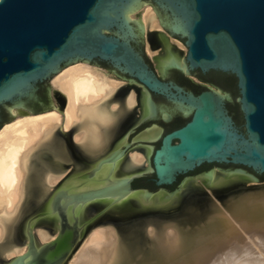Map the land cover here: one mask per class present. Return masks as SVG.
Here are the masks:
<instances>
[{
    "label": "water",
    "instance_id": "obj_1",
    "mask_svg": "<svg viewBox=\"0 0 264 264\" xmlns=\"http://www.w3.org/2000/svg\"><path fill=\"white\" fill-rule=\"evenodd\" d=\"M140 1L0 0V107L4 105L8 113L12 106L23 107L21 98H32L34 87L49 82L63 66L98 61L143 86L151 101H164L172 110L189 114L181 124L163 123V129L141 136L149 177L143 171L141 178L133 179L137 174L79 194L67 196L60 190L53 195L51 205L56 195L67 198L65 204L84 202L86 212L102 213L100 218L123 228L125 234L126 226L135 224V229L140 227L138 240L145 222L168 221L188 228L217 209L215 199L224 202L235 192L264 187V181L241 168L264 179V0H152L160 9L157 28L177 36L186 47V72L211 76V82L223 85L222 76L232 77L242 123H234L227 113L228 93L206 90L205 80L193 86V77L176 61L164 66L163 75L149 67L140 49L139 23L124 17L125 11L133 17ZM206 163H229L235 167L217 173L236 170L253 180L214 187L182 180L177 187L179 176H190V170ZM68 164L69 160H59L61 167ZM210 170L200 174L209 176ZM133 188H146V195L161 188H166V195L176 194L166 208L143 206L131 196L121 203L98 200L122 197ZM31 195L26 204L33 202ZM124 206L133 207L126 217L118 214ZM23 216L17 218L13 237L20 242L28 239L27 264H61L73 246L69 229L79 224L77 219L69 223L62 213L66 229L58 230L57 240L35 250Z\"/></svg>",
    "mask_w": 264,
    "mask_h": 264
},
{
    "label": "bare ground",
    "instance_id": "obj_2",
    "mask_svg": "<svg viewBox=\"0 0 264 264\" xmlns=\"http://www.w3.org/2000/svg\"><path fill=\"white\" fill-rule=\"evenodd\" d=\"M143 7V2L138 3L133 17H129V11H125V20L139 23V28L144 33L146 32V46L152 50L158 49L157 38L145 29L148 27L153 30L160 29L163 32L162 28H157V20H160V17L156 9L153 8L154 10H144L142 17L139 16L137 19V14ZM164 35L173 39L170 35ZM164 35L159 34V37L168 41L169 37ZM167 41L162 40L164 51L172 57L170 58L174 62L173 59L179 53H176L167 44ZM174 45H177L178 48L184 47L177 43ZM88 63L87 61H75L63 66L53 75L54 77L52 76L56 106L53 105L52 108L51 104L50 110H44L40 114L23 110V107L19 105L12 106L9 108L11 114L20 113L22 117L0 127V259H4L0 260V264H27L30 258L28 239L25 237L24 244H22L13 237L15 223L19 216L24 215L23 217H25L29 208L34 206L36 201L44 202L48 197V191L53 190L54 186H57L58 182L66 175L63 167L59 166V160H71L73 150L69 152L70 132L74 128L79 129V132L73 134L72 138L92 158L100 155L107 148L110 137L118 131L123 122H127L129 119V114L122 110L120 105V101L123 100L122 95L117 96V101H112L113 95L117 94L121 88L123 80L120 77L111 79L104 71L92 67ZM181 64L180 67L185 69L183 59ZM52 89L51 97H53ZM214 91L224 95L218 89ZM139 99L140 94L135 89L129 88L124 102L129 108ZM71 124H74L72 130L69 129ZM116 157L105 159L99 165L115 163L120 155ZM129 161L135 166L146 167L148 160L144 153L140 152V154H132ZM116 168L111 172V176L114 177L112 180L115 181L109 182L107 185L132 176L126 175L122 170L116 171ZM226 173L225 177H221L223 181L218 179L214 186H222L228 182L239 181V179L241 181L249 180L251 184L253 180L250 175L244 172L233 170ZM202 176L211 184L212 179L215 178L214 172L213 175L209 172V176L203 174ZM210 183L208 186L211 185ZM101 187L97 185L88 189L95 190ZM263 188H256L257 190L243 193L236 198L229 197L225 206L229 213L228 217L231 219L220 214L218 209L216 212L219 213L212 212L211 215H205L206 218L203 221L198 220L188 228H181L168 221L155 224L148 221L143 224V229L141 227L142 235L139 240L140 227L135 229V224H130L125 228L126 234L123 232V228H116L112 224L93 229L87 238L76 242L63 264H152L154 260L162 261L168 256L184 252L188 256L200 255L204 257L220 253L223 255V259L218 260L219 263L221 262L220 264H234L237 260L234 257L244 256L249 252L247 247L240 244L241 236L237 234L241 232L254 230L255 239H258V248L264 251ZM30 195L33 197V202L26 204ZM130 196L135 198L132 190L122 197L105 196L98 200L103 202L114 200L121 203ZM149 197L150 194L144 195L146 199ZM51 198L49 197V200ZM169 199L167 198V200ZM74 203H80L81 217L84 220L88 218L92 210L86 212L84 202ZM142 205L167 207L162 203ZM132 210L133 207L124 206L119 208L118 214L126 217ZM97 222L106 223L107 221L105 218L99 217ZM56 234L57 229H53V233L50 234L38 230L39 247L36 249L33 238L34 249L38 250L41 245L54 238L57 240ZM246 239L248 238L246 237ZM233 259H236L234 263H232ZM182 264L193 263L190 261Z\"/></svg>",
    "mask_w": 264,
    "mask_h": 264
},
{
    "label": "rangeland",
    "instance_id": "obj_3",
    "mask_svg": "<svg viewBox=\"0 0 264 264\" xmlns=\"http://www.w3.org/2000/svg\"><path fill=\"white\" fill-rule=\"evenodd\" d=\"M142 2H143L144 7H143V9H141L138 12L137 19H139V16L142 17V15L144 14L143 12H145L146 10H152L153 8H155L157 10L158 16L160 17V9H158L155 6V4L152 2V0H141L139 3H142ZM145 30L146 31L147 30L148 31H153L152 35H154V36L158 35V34H163V32L160 29L153 30V29H149L147 27ZM141 31H140L141 32L140 33V35H141L140 49H141L142 55L146 54V55H143V57L150 64V66L152 68H154V70L157 72V74H162L163 75L164 66H165V64H168L170 61L172 62V59H171L172 57L170 55H167V53L162 49L161 46H159L158 49H153L155 51H153L148 46H146L147 45L146 44L147 38L145 36L146 32L144 33L143 30H141ZM159 31H161V32H159ZM149 34H151V33H149ZM164 36L165 37H169V36H166V35H164ZM173 37L175 38V40H173L174 38L171 39L169 37V40H170L169 42H171V44H173V45L176 44V43L179 44L177 36H173ZM173 42H175V43H173ZM174 46H176V48H174V51H176V53H179V54H177V58L175 57L173 59V61H176L178 63V67L181 68L180 67V66H182L181 61H182L183 56L185 54L186 47L184 46V47L178 48L177 45H174ZM183 50H184V52H183ZM179 58H181V59H179ZM88 64L90 66H92V67H96V68L104 71L108 75V77H110L111 79H114V77L115 78L118 77V76H114L113 74H111V73L107 72L106 70H104L103 68H101V66L99 64H91V63H88ZM53 77L50 78L49 82L47 80H45L44 83L40 84L39 86L38 85L35 86L33 91H32V98H29V97L28 98L27 97L21 98V102L23 103V110L31 111V113H33V114H36V113L40 114V112H43L44 110L49 109V107H51V104H52V108L54 106H56L55 105L56 104L55 103V98L53 96L54 92H53V89H52V79H53ZM210 79H211V77H210ZM194 80H196V79H193V81ZM223 83H224V85L223 84H218V83H216V84L214 83V84L216 85V87H218L217 88L218 90L221 89L224 92L229 94L230 98L228 99L226 105L228 107L229 112L231 113V115L233 117L234 123H242V115H241V112L239 111L238 102L236 100V98L238 96V93H237V90H236V88L234 86V80L232 78H230V79H227V80H223ZM51 89H52V96L53 97H51ZM148 98H149V95L147 93L143 92L142 93V99H141V112L143 111V113H141L142 117L148 115L146 102H145L146 100H148ZM152 103L155 105L156 109L166 108V107L169 106L164 101H152ZM34 111H38V112H34ZM10 113H8L7 110H6V107L4 105H2L0 107V123L4 122L3 124H7V123L13 121L16 118L22 117V115L20 113H16L15 115L13 114L14 116L12 114L10 115ZM188 116H189L188 113H181V115L180 114H174L166 123L177 121V119H179V118H187ZM71 127H74V124H71L69 129ZM152 128H150V130L143 131L139 135L134 136L132 138V140H142L141 136H149L150 134H152L156 130H159V128H157L156 126L155 127L152 126ZM69 129H67V130H69ZM74 129L71 131L70 135L77 134V132H79L78 128H74ZM125 141H126V139H125ZM109 146L107 147V150L109 149ZM121 147L122 146H119V148H121ZM107 150H106V152H107ZM137 150H138L137 148H129L128 149V156L131 157L132 154H136V153L140 154V152H138ZM145 150L147 152L146 147H145ZM104 153L105 152H103L98 157L92 158L90 160V164H91L90 168H93V167L96 166V163H98V159ZM115 165H116V163H115ZM147 166H148V161L146 163V167ZM108 167H109V165H106V166L104 165V167H102V169L100 171H96L94 173L90 172L89 174H85L83 176H75V177H70V175H69V174H72L74 172V170H70V168H68V167H63V170H65L67 174L58 182L57 186H54L55 188L53 190L50 189L48 191V197L44 201L46 204L43 207V211H42V214L39 216V219H38V216H33L32 218L28 219L29 221L27 223V227L29 228L30 233L32 234V236L34 238L36 249L39 247L38 238H37L38 230H43L46 233L50 234V232H51L50 228H53V229H57V234L56 235H58V230H62L64 228L66 229V225H65V223L63 221V216H62V213H64V212H65L66 219L69 221V223L74 218H76L78 223H79V224L76 225V227L73 226V227H71V229H69V230H71V232H69L70 233L69 240L70 239L73 240V238H74L73 246L80 239L84 240L85 238H87L88 234L93 229H96V228H99V227H103V226H108L109 224H112L113 226L118 228L112 221H108L106 223H98L97 220H98V218L100 216H102V213L94 214L93 213L94 211L90 212V215L93 214V216H91L90 218L88 216V219H90V220L84 221V219L81 217V214H80V205H79L80 203L77 204V203L72 202L69 205H67V203L65 205V202L68 199L67 198H63L62 195L61 196H59V195L55 196L54 200L52 201L54 203V207L55 208L52 209V207H51V200L53 198V195L56 193V191L61 192L60 190H62V191H64L65 195L79 194V193H81V191H85L86 192V191L90 190L88 188H91L92 186H97L98 185V187H101L103 185H107L110 181H114V180H112L113 179L112 176H111V179L109 178L110 180L109 179L107 180L106 178H104V176L101 173V171L104 168H108ZM211 167L212 166H210V167L206 166L204 168H200V171L198 173L206 171L207 169H209ZM233 167H235V166H233ZM227 168H229V167H227ZM241 168L244 169L245 171L251 173L252 175H254L259 181H264V179H259L254 174V172H251L249 169L243 168V167H241ZM215 173H217V172H215ZM145 174H149V173H145ZM212 175H213V172H212ZM180 181H182L181 178H180V180L177 183V187H178ZM183 181L185 182V180H183ZM199 181L203 182V184L205 186H208V184L210 183L209 181L204 180V179H200ZM245 182H247V184H248L250 181L248 180V181H245ZM186 184H188V181H186ZM94 188H97V187H94ZM94 188H92V189H94ZM257 189H259V188H257ZM164 190L166 191V189H164ZM253 190L255 191V189H252V190H248V191L245 190V191H242V192H235L234 194L228 195L227 199L229 197L236 198V196H240L241 194L246 193V192L247 193L250 192V191L252 192ZM175 194H176V192L174 193V195ZM173 196L166 195L165 193H163L161 195V198H163V199H167L168 198L169 199L171 197L169 199V201H171V200H173L172 199ZM49 197H52L51 200H49ZM214 201H215V204H216V208L218 207L216 210L219 209L220 214H222L223 216L228 217L229 213H228V210H227V206H225L226 201L225 202L219 201V200L217 201L216 199ZM53 203H52V205H53ZM64 205H65V209H64ZM50 207H51V211H50ZM33 208L34 207H30L29 208V211L26 214L25 218L28 217L29 215L33 214V213H31L32 212L31 210H33ZM216 210H213L212 212L215 213ZM212 212H209V214H207V216L211 215ZM219 212L217 211L216 213H219ZM228 218L231 219L230 217H228ZM37 220H38L39 223H41L42 226L39 227V224H37ZM82 222H84V223H82ZM99 224H101V225H99ZM129 226L130 225H128L126 227H129ZM157 226H163V225H157ZM186 227L187 226H185L184 228H186ZM74 230H76V231H74ZM240 231H239V233H240ZM253 232H254V230L243 232V233L241 232L240 234H237L238 236H241V241H240L241 243L240 244L242 246L247 247L249 252L244 254V256L241 255V256L234 257L237 260L233 259L232 263H234L235 260H236V262H238V260H239V263H237V264H241V263L242 264H264V251L263 250H259L258 245H257L258 239L257 240L255 239V234ZM246 237L248 239H246ZM232 243H236V242H232ZM27 244H26V248H27ZM73 246H72V248H73ZM180 247L183 248V246H180ZM68 254L69 253H67V255ZM186 254L187 253L184 252V253H181L179 255L176 254V255H173V256H168V257H166L167 259L165 258L162 261L154 260L155 263L152 261L153 262L152 264H167V263L168 264L169 263L170 264H172V263L173 264H182L184 262H190V261L193 264H220L221 263V262L219 263L220 259H223V255H220V253H216V254L213 253L211 256L210 255L209 256L206 255L205 257L204 256H200V255L188 256ZM67 255L64 257V259L67 257ZM64 259L62 260L61 264H63ZM173 259H174V261H173ZM240 260H241V262H240ZM236 262L234 264H236ZM2 264H6V263H2Z\"/></svg>",
    "mask_w": 264,
    "mask_h": 264
},
{
    "label": "flooded vegetation",
    "instance_id": "obj_4",
    "mask_svg": "<svg viewBox=\"0 0 264 264\" xmlns=\"http://www.w3.org/2000/svg\"><path fill=\"white\" fill-rule=\"evenodd\" d=\"M154 37L157 38V46L158 47L161 46L162 49L164 50V44H163L162 40L166 42L167 39H163V38L159 37V34L155 35ZM171 37L174 38L173 36H171ZM173 40H175V38ZM167 44L169 46H171L173 50H174V48H176V46L171 44L169 42V40L167 41ZM143 55H146V54H143ZM89 63L99 64L101 66V68H103L107 72L113 74L114 76L120 77L123 80L124 83L122 84L121 88L117 91V94L113 95L114 97H112V101H117V96L122 95L123 100L120 101V105H121L122 110L126 111L129 114V119L127 122H123L122 125L119 127L118 131L110 137V139L108 140V143H107L108 144L107 147L110 145L109 149L107 150V148H106L103 151L105 153L98 159V163H96V166L93 168H90L91 167L90 160L92 158L98 157L99 155L90 158L86 154L85 150L82 149V147H80L77 142L75 143V141L72 138L73 135L69 134V136H70L68 139L69 144H70L69 152L72 150L73 151H72L71 160H69V164L66 167L70 168V170H74V172L72 174H69V175H70V177L83 176L85 174H89L90 172L94 173L96 171H100L102 169V167H104V165L105 166L109 165L110 168L109 167L104 168L101 171L102 175L107 180L109 178L111 179V172L116 167H117L116 171L122 170L123 173H126V175L128 174V175L134 176V175L138 174L133 179L141 178V177H143V171H145V173H150L149 161H148L147 167H140V166L133 165L129 161L130 156H128V149L129 148H137L138 152L144 153L145 158L147 160H148V154L145 150V145H144L143 141L142 140H132V138L136 135H139L143 131L150 130V128H152V126H154V127L156 126L159 129H163V123H166L174 114H180L181 115V112L172 110V106H170L169 104H168L169 106L166 108L156 109L155 105L150 100V93L146 89H144L143 87H140L141 85L137 84L132 78H129L127 74H122L119 71L114 70L110 64H100L98 61H91ZM146 63L157 74V72L154 70V68H152L147 61H146ZM185 73L187 76H190V77H193V79H196L193 81V86H200V80H205L206 90L209 88H213V90H215V89L217 90V88H218L215 85L216 83L214 84L213 82H211V79H210L211 76L193 72L191 69H189L188 72H185ZM118 77H116V78H118ZM230 78H232V77L231 76H222V80H227ZM234 86L237 90L235 82H234ZM129 88L135 89L140 94V99L138 101H136L135 104H133L132 106H130L128 108L124 102V97L128 93ZM222 91L223 90H221V92ZM143 92H145L149 95L148 100L145 101L148 115L144 116V117H142V114H141V113H143V111L141 112V99H142V93ZM237 93H238V90H237ZM227 101H225L224 106L227 110L228 115L230 117H232V115L229 112L228 107L226 105ZM149 111H150V113H149ZM187 119H189V116L187 118H179V119H177V121L169 122L168 124H176L177 122H180V121L183 123ZM73 128L74 127L70 128V129L72 130ZM125 139H126V141H125ZM119 146H122V147L119 148ZM106 150H107V152H106ZM119 155H120V158L115 162L116 165H115V163H108V164L106 163L104 165H99L101 161H103L105 159H109L111 157H116ZM116 159H117V157H116ZM206 166H209V167L212 166L211 168H209V169H211L209 172L210 173L214 172V174H215V172L223 171L224 169H227V167L232 168L234 165H231L229 163H206V164L198 166L194 170H190V176H179L178 181L181 178L182 180L188 181V184L204 185L203 182H201L199 180L200 179L207 180V179L203 178L202 174H200L198 172L200 171V168H204ZM226 172L227 171H224L222 173H216L215 178L212 179V184L210 186L214 187V184L218 179H221L223 181V179L221 177H225V175L227 174ZM145 177H149V174H145ZM112 178H114V177H112ZM239 181H241V180L239 179ZM110 182H112V181H110ZM130 186H131V181H130ZM164 189H166V188H161L158 190L151 191L152 193H149L150 197L147 199L144 198L146 188H133L132 193L135 196L136 201L139 204H146L147 205V204H151V203H156L158 205V203H162V205H165L168 207L170 205L171 201L161 198V195L163 193H165ZM67 196H70V195H67ZM45 204H46L45 202L39 200V201H36L34 206L33 205L31 206V207H34L33 210H31L32 211L31 213H33V214L29 215L26 218L24 217L25 220L23 219V224L26 227H27V223L29 221L28 220L29 218H32L33 216H38V219H39V216L42 214L43 207ZM69 204H71V201L67 202V205H69ZM106 221L108 222L109 220L106 219ZM37 224H39V227L42 226L41 223L38 222V220H37ZM50 231H51L50 233H53V228H50ZM20 243L24 244V241H22Z\"/></svg>",
    "mask_w": 264,
    "mask_h": 264
},
{
    "label": "trees",
    "instance_id": "obj_5",
    "mask_svg": "<svg viewBox=\"0 0 264 264\" xmlns=\"http://www.w3.org/2000/svg\"><path fill=\"white\" fill-rule=\"evenodd\" d=\"M182 122L180 121V122H177L176 124H181Z\"/></svg>",
    "mask_w": 264,
    "mask_h": 264
}]
</instances>
